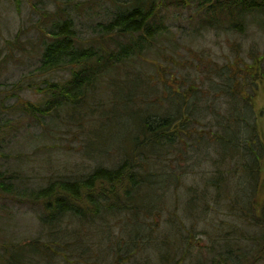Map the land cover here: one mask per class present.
I'll return each instance as SVG.
<instances>
[{
  "label": "trees",
  "instance_id": "16d2710c",
  "mask_svg": "<svg viewBox=\"0 0 264 264\" xmlns=\"http://www.w3.org/2000/svg\"><path fill=\"white\" fill-rule=\"evenodd\" d=\"M72 1L55 0L54 11L44 9L32 25L35 68L12 88L0 90V157L8 158L4 150L24 121L40 128V139L73 128L83 135V153L94 137L89 132L113 123L128 130L119 149L99 158L85 155L97 162L119 154L121 160L98 164L87 174H49L42 185L0 166V264H45L46 258L66 264H129L133 257L131 264H150L144 255L150 247L156 264H264V145L252 110L234 116L239 101L251 106L254 86L264 79L263 56L241 62L239 73H231L228 63L219 73L221 85L220 79L209 81L213 89L221 86L226 101L221 116L222 100L215 90L203 96L195 82L185 88L182 77L174 79L176 89L158 95L161 80L149 72L153 64L146 59L169 34L161 8L193 6L206 29L241 32L240 23L249 17L261 18L264 29V0H108L110 5L91 0L95 4L88 11L96 9L94 19ZM35 3L46 6L44 0ZM110 7L113 11L107 12ZM83 21L89 29L85 37ZM24 32L5 41L4 60L25 51ZM246 66L257 67V73L240 72ZM25 92L38 100H22ZM211 114L216 131L208 134L211 126L203 119ZM209 150L217 159L208 157ZM181 187L183 202V191L180 200L172 201ZM23 207L38 211L49 232L44 242L7 234L18 215L29 213ZM196 233L210 243L206 258L193 254ZM127 247L130 251H121Z\"/></svg>",
  "mask_w": 264,
  "mask_h": 264
},
{
  "label": "rangeland",
  "instance_id": "374dc122",
  "mask_svg": "<svg viewBox=\"0 0 264 264\" xmlns=\"http://www.w3.org/2000/svg\"><path fill=\"white\" fill-rule=\"evenodd\" d=\"M45 7L43 5H38L36 0H0V90L10 89L15 83H17L26 73L35 68V56L37 52L35 50V42L37 39L36 32L32 30V25L41 19L44 9L47 8L50 12L54 11L55 0H44ZM98 1V0H95ZM106 5H110L108 0H103ZM73 3H78L75 8L83 9L91 14V19L96 18V9L93 11H88L90 5H94L95 2L91 0H73ZM19 4L20 7L16 8L15 4ZM36 4V5H34ZM105 5V3H103ZM166 5V4H165ZM167 6V5H166ZM44 7V8H42ZM107 7V6H106ZM41 10V11H40ZM113 11L110 7L106 9L107 12ZM196 8L192 7L166 10L161 8L160 14L164 17L163 21L167 23L169 33L167 36L164 35L159 41L154 44V49L151 50L150 55L147 56L148 62L153 64L152 67H148L149 72L156 73L160 77L161 82L157 84L156 93L160 95L162 92L171 91V89H176V84L174 79L176 77H182L185 81V88L188 85L201 86L204 93L203 96H212V91L218 95V99L221 97V86L217 89L210 87L209 81H219V73L224 74L227 64H230L229 71L239 73L238 67H240L241 62L250 64L251 58L263 56L264 63V29L261 28L262 19L258 17H249L240 23L241 32H225L223 30L215 31L212 29H206L203 27V23L199 24L201 18L196 12ZM85 15L86 14H82ZM102 16V14H100ZM83 17V18H85ZM44 25V24H42ZM93 28V27H92ZM82 31L88 36L89 29L85 21L82 22ZM19 30H25L22 36V41L29 43L23 44L25 46V51L22 53H15L11 60H4L5 51L3 46L5 41H11L14 35ZM264 65V64H263ZM238 68V69H235ZM242 69L243 73L249 70L248 74L257 73V67H244ZM167 72V76L162 78L160 72ZM264 73V72H263ZM222 77V76H221ZM164 82L169 86L164 88ZM174 83V84H173ZM173 85V86H171ZM221 85V79L220 83ZM173 87V88H172ZM255 93L251 101V106H246L238 102V113L233 114L237 116L239 111H246L247 109L252 110V115L254 116V124L257 126L256 132L259 135L260 140L264 145V79L258 78L257 84L254 86ZM166 94V93H165ZM163 94V95H165ZM103 95H106L103 94ZM216 96V95H215ZM22 100L36 102L38 97L34 96L32 92H25L22 94ZM222 100V109H220V116L224 110H226V101L224 98ZM202 101L207 102L206 98ZM214 102V101H213ZM205 105V104H204ZM206 106V105H205ZM247 108H244V107ZM216 107H218L216 105ZM210 112L208 111L207 114ZM13 118V117H12ZM217 119H220V117ZM204 122L210 124L211 131H216L214 125L216 119L213 118L212 114L207 115ZM34 123L29 121H24L18 130L15 132V136L10 140V145L8 149L4 150V153L8 158L2 159L0 157V166H4L9 170L18 171L22 175L32 178V183L36 185L44 184L46 176L51 174L55 175H78L89 173L96 165H116L121 160L119 154H112L108 158H102L101 160L95 162L90 156L85 154H92L95 158H99L103 153L111 154L115 150L119 149L120 143L125 133L128 130L124 125L113 127V123L103 131L91 130V137L93 138L89 141L86 146L84 153L81 147L82 133L77 132L73 128H67L66 130L56 131L52 137L48 138H37L40 133V128L32 126ZM202 127L198 128L200 131ZM94 132V133H93ZM207 134V137H208ZM90 137V135H89ZM249 145L250 143L246 142ZM251 144L253 142L251 141ZM211 148V145H207V148ZM264 149V148H263ZM208 157L213 161L217 159V153L213 150L207 151ZM20 158V161L16 163V159ZM102 161V162H101ZM261 172L262 180L264 182V153L261 158ZM188 182L190 180L188 179ZM186 184V182H184ZM264 184V183H263ZM182 195V202L184 200V187L180 188V191L172 201L175 199L180 200V192ZM177 203V202H176ZM23 210L29 211L28 214L22 213L18 215V224L16 227L11 226L7 228V234L10 231L16 239H26L31 238L39 239L42 242L48 239V230L40 224L38 218V211H30L23 207ZM228 220V219H227ZM225 220V222L227 221ZM13 227V229H11ZM74 226H70L69 229L72 230ZM200 228V226L198 227ZM103 230V229H102ZM198 232V230H197ZM113 234H119L117 228L113 231ZM197 234V235H196ZM195 234V241H192V248L194 250L193 254H202L203 258L208 257V247L210 243L208 239L202 238L198 233ZM93 239V237H92ZM95 239L99 240V235H95ZM119 245L124 247L125 243L123 237H118ZM99 241L105 242L106 240L102 237ZM198 247L199 252L195 250ZM61 248V246L59 247ZM104 245H102V249ZM112 253H114V250ZM122 252L130 251L129 248L121 249ZM153 249L150 247L148 250L144 251V255L150 260V264H156V261L152 258ZM94 255V254H93ZM125 255V254H124ZM109 256V255H108ZM114 255L112 254V257ZM104 257H107L105 255ZM136 261V257L131 258L129 264ZM66 264L59 261H50L46 258L45 264ZM102 264V263H101Z\"/></svg>",
  "mask_w": 264,
  "mask_h": 264
}]
</instances>
